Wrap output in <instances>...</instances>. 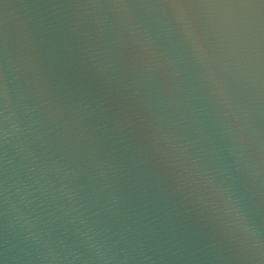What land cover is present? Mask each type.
<instances>
[{"label": "water", "instance_id": "1", "mask_svg": "<svg viewBox=\"0 0 264 264\" xmlns=\"http://www.w3.org/2000/svg\"><path fill=\"white\" fill-rule=\"evenodd\" d=\"M0 264H264V0H0Z\"/></svg>", "mask_w": 264, "mask_h": 264}]
</instances>
